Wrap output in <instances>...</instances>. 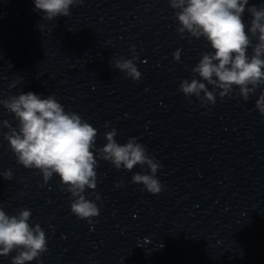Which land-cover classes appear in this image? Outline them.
<instances>
[{
  "label": "clouds",
  "instance_id": "9594fccd",
  "mask_svg": "<svg viewBox=\"0 0 264 264\" xmlns=\"http://www.w3.org/2000/svg\"><path fill=\"white\" fill-rule=\"evenodd\" d=\"M33 2L34 10L43 11L44 18L52 20L70 16V7L84 0ZM168 3L175 10L181 38H203L210 45V51L201 53L199 62L191 69L199 79L194 75L190 81L180 82L179 90L184 96H195L201 106H207L216 103L217 95L221 99L230 97L234 88L239 89L237 95L244 101L260 89L255 109L264 115V4L246 9L249 0H168ZM246 10L251 16L250 25L244 22ZM130 51L131 59H114L112 63L128 78L138 81L141 73L134 62L138 58L134 45L130 46ZM180 56L181 50L177 49L173 58L179 61ZM19 82L18 79L10 83L9 89ZM0 105L14 114L18 122L16 127L7 120L0 122V126L8 129L3 137L17 162L26 169L39 170L44 184L58 175L61 189L70 193L71 213L77 218L93 224V218L100 215L97 203L85 195L86 189L97 187V156L117 170L123 167L131 171L137 165L150 170V173H135L132 182L142 184L143 190L153 195L164 190V185L156 178L161 168L159 161L137 142L136 137L119 144L115 140L117 131L112 128L104 133L107 143L97 148L98 130L76 112L65 111L54 94L42 97L31 91L21 92L7 99L0 98ZM0 176L11 180L13 173L2 171ZM123 186L122 181L116 184L117 188ZM93 195L96 201L100 200L98 193L93 192ZM31 216L27 208L9 215L0 205V257L15 251L17 254L12 257L11 264L33 260L42 264L39 258L48 250L46 232L39 223L30 225Z\"/></svg>",
  "mask_w": 264,
  "mask_h": 264
}]
</instances>
